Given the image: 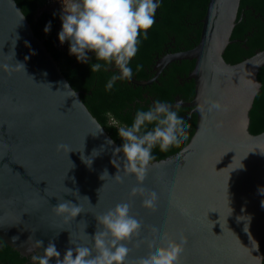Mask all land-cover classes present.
<instances>
[{
    "label": "water",
    "instance_id": "obj_1",
    "mask_svg": "<svg viewBox=\"0 0 264 264\" xmlns=\"http://www.w3.org/2000/svg\"><path fill=\"white\" fill-rule=\"evenodd\" d=\"M238 2L207 0L193 46L161 59L160 65L191 60L186 75L189 100L174 99L168 105L189 109L185 119L189 124L191 118L192 132L176 152L152 160L140 183L126 172L123 153L115 151L119 146L33 34L15 1L0 0L3 244L32 260L52 241L62 259L65 250L74 247L70 236L74 244L90 247L91 237L102 227L96 217L127 202L142 227L127 242L131 251L126 264H137L166 243L162 237L179 242L181 236L187 243L180 264H261L264 126L252 133L247 127L253 98L260 91L256 75L264 65V49L236 63L223 59L225 47L235 41L229 37ZM128 80L136 86L151 83ZM211 101L227 110L209 113ZM105 170L108 176L101 179ZM67 188L72 194L65 193ZM133 188L144 191L132 195ZM151 191L158 196L154 211L142 205ZM65 200L83 210L67 222V214L54 211Z\"/></svg>",
    "mask_w": 264,
    "mask_h": 264
},
{
    "label": "clouds",
    "instance_id": "obj_2",
    "mask_svg": "<svg viewBox=\"0 0 264 264\" xmlns=\"http://www.w3.org/2000/svg\"><path fill=\"white\" fill-rule=\"evenodd\" d=\"M62 3V23L58 40L61 43L66 40L70 42V54H75L78 60L87 62L86 53L91 51L97 61L114 63L120 75L111 76L105 85L106 90H111L117 80L130 79L133 70L129 61L137 53L138 37L144 33V38L147 39V30L155 23L154 17L159 3L154 0H71L67 4L62 0ZM50 26L51 22L45 26V32L50 30ZM141 67L137 65V71ZM102 68L104 65L101 63L91 65L92 72H99ZM226 110L219 101H211L207 105L209 113ZM198 111L203 113L204 108L198 107ZM150 124L154 126L148 129L147 125ZM118 135L123 139V144L115 151L123 153L126 172L134 174L140 183L144 181L148 165L154 159V147L158 146L161 152H166L170 146L179 147L183 140H187L183 118L176 111L170 110L168 104L159 101L146 111H137L131 126L120 128ZM105 176H108L107 170L100 178L104 179ZM115 178L118 181L121 179L118 174ZM143 191V188H133L131 194ZM65 193L72 194V190L67 188ZM157 199V193L151 191L148 198L142 201V205L154 211ZM130 207L127 202L118 203L96 217L98 225L102 227L91 237L90 247L74 244L70 236L69 243L74 247L66 249L62 259L61 252L52 241L43 247L44 242L37 240L36 244L43 247V253L33 255L32 261L50 264V260L55 258V264H126L131 251L127 242L138 236L142 227L141 221L130 215ZM54 211L57 215L67 214L64 216L67 222L83 210L80 205L65 200L57 204ZM182 212L187 214V210ZM153 231L158 230L153 228ZM162 239H166V243L156 246L147 256L139 258L137 264H180L186 239L183 236L179 242L166 237Z\"/></svg>",
    "mask_w": 264,
    "mask_h": 264
},
{
    "label": "trees",
    "instance_id": "obj_3",
    "mask_svg": "<svg viewBox=\"0 0 264 264\" xmlns=\"http://www.w3.org/2000/svg\"><path fill=\"white\" fill-rule=\"evenodd\" d=\"M14 1L28 21L33 34L41 40L55 62L60 60L59 64L63 66V70L60 71L92 105L102 128L117 146L121 147L123 144V139L118 135V126L122 128L130 127L134 122L137 111L149 109L136 102V99L141 98L143 92L148 91L149 94H156L157 98L161 100H171L172 95L175 94L183 101L189 100L190 83L183 82V86H180L175 74H186L191 69V60L183 59L180 62H173L168 74L164 78H159V84L153 82L150 88L133 86L117 80L111 90H106L105 85L113 75V73L106 70V62L97 61L94 53L89 54L90 51L86 53L87 62L78 60L75 54H70L69 52V41L66 42L63 49H59L54 45L58 40L56 26L59 17L56 11L42 9V6L48 0ZM156 1L160 7L159 16L157 17L158 21L147 30V39L144 38V33H141L138 37V50L132 64L137 78L145 76L143 75V67L151 62V53L155 52V44L160 45L167 39L164 33L171 31L175 35L177 43L179 40L183 41L182 35L184 31L181 21L184 13L188 15L187 20L189 22L195 19L198 20L202 17L207 2V0H180L181 2L172 4L169 3V0ZM49 22H51L50 30L45 32V26ZM199 28L198 26L195 31H192L193 37L190 40L187 39L185 41V49L193 46L199 33ZM229 39L235 41L229 43L222 54L223 59L228 63L239 62L243 58L252 55L255 51L264 49V0H239L236 20ZM93 63H101L104 68L99 72H92L91 65ZM137 65L142 66L139 71H137ZM256 78L260 82V91L254 96L248 112L249 122L247 129L250 133L264 126V65L258 69ZM180 112L181 110L177 111L178 116ZM153 126L151 124L147 125L148 129ZM191 132L192 130L187 134V140ZM187 140H183L179 147L170 146L166 152H161L158 146L154 147L152 150L153 160L161 159L176 152ZM0 246L2 248L0 256L10 258L16 264L25 260L1 241ZM261 250L264 252V243L261 244ZM261 264H264V255Z\"/></svg>",
    "mask_w": 264,
    "mask_h": 264
},
{
    "label": "flooded vegetation",
    "instance_id": "obj_4",
    "mask_svg": "<svg viewBox=\"0 0 264 264\" xmlns=\"http://www.w3.org/2000/svg\"><path fill=\"white\" fill-rule=\"evenodd\" d=\"M158 1H160V0H158ZM154 2H157V1L154 0ZM177 2H181V1L180 0H169V3H172V4H175ZM205 7H206V5H205ZM48 11H56V10L52 9V10H48ZM159 12H160V7H158L156 9L155 22L158 21L157 17L159 16ZM204 12H205V10H204ZM204 12H203V15H204ZM56 13H57V11H56ZM203 15L198 20L195 19L194 21H190L189 22L187 20L188 15L186 13H184L183 19L181 21L182 26H183L182 28H183V31H184V33L182 35L183 38H184V40H183L184 42L182 40H179L178 43H177L176 39H175V35L172 34L171 31H166L164 33V36H166L165 38H167V39L163 43H161L160 45L159 44H155V52L151 53L152 54L151 62L148 63L145 67H143V75H145V76L137 78L136 77L137 74L135 73V71H134V69L132 67V64L134 62V57L129 61V66L133 70V76L131 78L136 79V80H140V81H142V80L143 81H147V80H151L153 78L151 80V83H149L147 85H144V86H139V87L150 88L151 84L153 82H155V84H159V78H162V77L164 78L168 74L169 70L172 68L171 64L173 62H180L181 61V60H172V61H169L168 63H164V64L160 65L161 64L160 63L161 59L164 58L165 56H168V55H171V54H175V53L187 50V49H185V47H186L185 41L187 39L190 40L193 37L192 31H195L198 28V26L201 28V20L203 18ZM200 28H199V31H200ZM66 42H67V40L64 43H59V44L57 42H55L54 45L57 48H58L59 45L64 47L66 45ZM91 53H93V52L90 51L89 54H91ZM106 70L110 71L113 74L120 75V71L115 66L114 63H111V64L106 63ZM187 73L188 72H186V74H184V73H176L175 74V78H176V80H177V82H178V84L180 86H183V84H184L183 82H189L190 83V80L186 79ZM120 81H124L127 84H132L133 86H136L133 83H131L127 78L121 79ZM174 99L182 100L177 94L172 95V99L171 100H169V99L161 100V99L157 98L156 94H149V92L146 91V92H143L141 94V98L136 99V102L142 104L143 106H145V108H151V107L154 106V104L157 101H159L161 103L172 104L174 102ZM170 110H173V111H176V112L178 110H181L179 116L181 118H183L185 134L186 135L189 134V132L192 130L191 129V125H190V117H189V124H188V120L185 119L186 113H187V111L189 109H186L185 107H173V108H170ZM118 128L120 129L122 127L118 126ZM1 249L2 248L0 246V250ZM20 257H22V256H20ZM22 258L25 259V260H22L21 262H19L17 264H37V263L33 262L32 260H30L28 258H25V257H22ZM0 264H16V262L11 260L10 258H6L4 256H0Z\"/></svg>",
    "mask_w": 264,
    "mask_h": 264
},
{
    "label": "rangeland",
    "instance_id": "obj_5",
    "mask_svg": "<svg viewBox=\"0 0 264 264\" xmlns=\"http://www.w3.org/2000/svg\"><path fill=\"white\" fill-rule=\"evenodd\" d=\"M71 2V0H64V3L67 4ZM42 9H45V10H56L57 11V14H58V20H57V26H56V36L58 37V33L59 31L61 30V15L63 13V3H62V0H48L43 6H42ZM59 49H63V46L59 45L58 46ZM60 70H63V66H61L59 64L60 60H57L56 61Z\"/></svg>",
    "mask_w": 264,
    "mask_h": 264
},
{
    "label": "built area",
    "instance_id": "obj_6",
    "mask_svg": "<svg viewBox=\"0 0 264 264\" xmlns=\"http://www.w3.org/2000/svg\"><path fill=\"white\" fill-rule=\"evenodd\" d=\"M57 43L59 44V43H61L59 40H57Z\"/></svg>",
    "mask_w": 264,
    "mask_h": 264
}]
</instances>
